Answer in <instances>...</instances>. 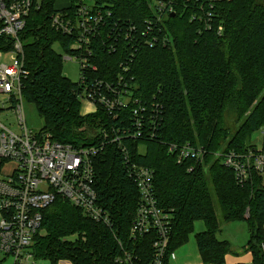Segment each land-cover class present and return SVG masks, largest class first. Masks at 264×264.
<instances>
[{"label":"trees","instance_id":"16d2710c","mask_svg":"<svg viewBox=\"0 0 264 264\" xmlns=\"http://www.w3.org/2000/svg\"><path fill=\"white\" fill-rule=\"evenodd\" d=\"M56 1L39 0L19 33L29 71L24 99L36 106L55 140L100 147L106 129L120 136L126 151L106 141L93 159L99 202L114 225L58 197L43 211L35 258L116 264L128 250L138 254L136 264L152 263L155 236L131 240L140 193L126 165L129 156L154 171L158 202L173 215L166 264L188 243L197 220L206 224L196 233L202 260L225 263L231 243L218 237L216 203L223 221H248V248L254 263L264 264V177L239 184L233 169L212 156L252 146L253 132L264 127V0H92L104 21L91 34L88 65L76 82L63 73V55L53 45L78 54L72 45L81 35L57 31L52 22L57 12L77 16L79 0L63 9ZM13 48L14 38L0 34V51ZM89 93L97 110L82 115ZM104 95L127 105L111 111L99 105ZM230 109L242 118L234 132L224 116ZM187 143L207 151L201 162L180 163L170 151L172 144Z\"/></svg>","mask_w":264,"mask_h":264},{"label":"built area","instance_id":"2783aa9c","mask_svg":"<svg viewBox=\"0 0 264 264\" xmlns=\"http://www.w3.org/2000/svg\"><path fill=\"white\" fill-rule=\"evenodd\" d=\"M39 0H0V20L3 23L0 34L14 38V48L0 55L11 56V62H0V113L13 111L18 128H11L0 120V254L12 257V264H30L35 259L33 245L44 219L43 211L58 197H65L83 213L97 222L114 225L110 212L100 204L96 189L94 156L105 147V142H119L120 136L105 130L100 135V147L74 146L54 139L53 134L41 128L30 129L24 113V79L29 75L26 69L25 53L19 33L26 26V20ZM77 16L68 12L53 15V27L60 32L75 34L79 32L80 41L72 45L78 48L77 57L81 67L87 66L91 54V34L104 21L101 12H94L92 5L79 0ZM220 30V29H219ZM98 85V84H97ZM114 95L115 92H114ZM118 95V94H117ZM89 93L83 99L81 114L97 110L96 101ZM128 100V99H127ZM99 105L115 111L126 106L118 96L109 100L102 96ZM9 104V106H8ZM264 136V127L261 128ZM109 138V139H108ZM108 139V140H105ZM244 150L228 149L213 152L215 156L233 169L239 184L248 183L257 174L264 177V139L259 147L256 142ZM178 162L193 160L201 162L206 154L202 146L172 144ZM14 168L4 170L7 162ZM129 175L139 190L140 198L130 227L131 240L138 242L146 235H154V258L151 264H166L173 215L162 208L158 202L154 184L155 173L151 168L132 163L126 159ZM176 258L173 251L169 260ZM138 254L126 250L116 259V264H136ZM33 264H35L33 262ZM58 264H73L61 259Z\"/></svg>","mask_w":264,"mask_h":264},{"label":"rangeland","instance_id":"374dc122","mask_svg":"<svg viewBox=\"0 0 264 264\" xmlns=\"http://www.w3.org/2000/svg\"><path fill=\"white\" fill-rule=\"evenodd\" d=\"M70 3H71V0H57L56 8L63 9L65 7H68ZM85 3L87 5H92L93 1L85 0ZM219 29L220 31H223V27L220 26ZM53 47L58 53L63 55V73L67 75L72 81H75V82L78 81L81 77L80 59L77 57H72L69 54H67V52L63 50L59 42L54 43ZM11 60H12L11 56H6L5 54L0 55V62H11ZM24 113H25L27 125L30 129L38 131L41 128H43L44 126L43 119L40 116L38 109L33 103L25 100ZM224 116L226 118V121L228 122L227 125L230 126L232 132H234L240 125L242 118L237 117L236 112L232 109L227 110ZM0 120L11 128H15V129L18 128L16 115L13 113V111L0 113ZM263 139H264V136L262 134L261 129L253 132L252 141L256 142L259 147L261 146V141ZM13 168H14V163L12 161L7 162L6 165L4 166V170L6 171H10ZM216 207L218 210L217 212H218L219 219H220L221 226H222V231L218 233V237L220 239H228L231 242H240L243 239V237L246 236L247 232H249L248 221L240 220V221L225 222L223 221V218L221 217V212H220L221 210H220L218 203H216ZM205 229H206V224L204 220L195 221L194 230L190 234L187 245L192 244L193 248H195L197 252H199V249L197 247V242H196V233L200 231H204ZM248 236L249 237L247 238V240H249L250 238V233H248ZM0 258L2 259V264H12L13 263L12 257H7V256L0 254ZM33 262L35 264H53L52 261L49 259H36V258L31 259L30 264H33Z\"/></svg>","mask_w":264,"mask_h":264},{"label":"crops","instance_id":"0c3cea01","mask_svg":"<svg viewBox=\"0 0 264 264\" xmlns=\"http://www.w3.org/2000/svg\"><path fill=\"white\" fill-rule=\"evenodd\" d=\"M245 233V232H244ZM248 233L240 242H231V251L226 255L224 264H255L253 254L248 248ZM228 240V239H226ZM247 240V241H245ZM170 264H213L205 263L193 245H184L176 251V258Z\"/></svg>","mask_w":264,"mask_h":264},{"label":"bare ground","instance_id":"6f19581e","mask_svg":"<svg viewBox=\"0 0 264 264\" xmlns=\"http://www.w3.org/2000/svg\"><path fill=\"white\" fill-rule=\"evenodd\" d=\"M124 58V57H123ZM61 69V68H60ZM113 76V75H112ZM97 77V76H96ZM89 120V119H88Z\"/></svg>","mask_w":264,"mask_h":264}]
</instances>
